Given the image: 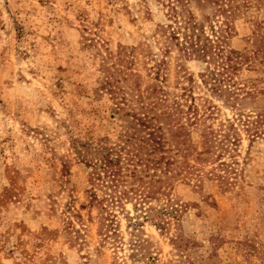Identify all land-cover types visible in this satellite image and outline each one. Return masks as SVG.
Here are the masks:
<instances>
[{"label":"rangeland","instance_id":"rangeland-1","mask_svg":"<svg viewBox=\"0 0 264 264\" xmlns=\"http://www.w3.org/2000/svg\"><path fill=\"white\" fill-rule=\"evenodd\" d=\"M192 21L218 55L188 53ZM263 107L264 0H0V264H264V134L238 120ZM133 115L176 160L162 217L91 196L80 150Z\"/></svg>","mask_w":264,"mask_h":264},{"label":"trees","instance_id":"trees-1","mask_svg":"<svg viewBox=\"0 0 264 264\" xmlns=\"http://www.w3.org/2000/svg\"><path fill=\"white\" fill-rule=\"evenodd\" d=\"M192 22V34L189 39L184 41V46L188 53L194 54L197 59H203L204 61H207V55H218L217 50L221 51V48H223L222 42L224 39H221V37H217L216 40L210 38L204 34L202 26L197 25L196 21ZM156 78H158V75ZM232 80L233 77L220 78L218 86L230 85L233 82ZM157 92L162 94L161 101L167 100L168 93L162 84L157 88H153L152 93ZM231 92L232 95L230 97L238 94L235 89H231ZM235 104L236 101H232V105ZM241 114L238 120L243 126H246V131L251 136L256 137L264 134V107L255 111V113ZM133 117L137 119L141 128L133 126L135 123H129L120 134L119 141L113 145L101 144L93 150L91 148V151L80 150L79 153L83 154L93 168V187L96 185V187L105 190L103 199H98L96 187L91 190V196L93 200L96 199L99 202L106 200L110 205L122 207H124L125 202L134 201L135 209L144 210L140 211L144 213V218L150 219L152 215H156V218L158 216L162 217L170 214L172 210L168 211L166 206H161L157 209L152 205V199L159 198V193L166 194L165 189L173 187V179L175 178H162L158 169L162 173L171 171L173 165L176 164V160L167 155L168 146L165 141L166 137L163 131L160 130L161 126L159 125L157 128L152 126V122L148 119L149 117L143 118L140 115H133ZM235 125L234 122H229V129L233 130L237 136L233 142L240 140ZM184 129L185 125L181 124L175 133L178 136L184 135ZM226 136L228 139L230 138L229 133ZM181 144H185V142L181 141ZM185 150L189 152L190 147L186 146ZM201 152L203 151L198 153L201 154ZM188 163L186 162L185 166H189ZM181 166L185 167L184 165ZM187 169L189 168L187 167ZM107 206L106 204L104 205L105 208ZM112 214L109 211V215Z\"/></svg>","mask_w":264,"mask_h":264}]
</instances>
